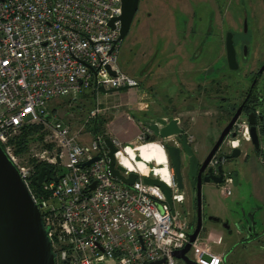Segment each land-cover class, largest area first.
I'll use <instances>...</instances> for the list:
<instances>
[{
	"label": "built area",
	"instance_id": "built-area-1",
	"mask_svg": "<svg viewBox=\"0 0 264 264\" xmlns=\"http://www.w3.org/2000/svg\"><path fill=\"white\" fill-rule=\"evenodd\" d=\"M121 12V0H0V145L33 202L41 205L57 264H186L173 252L185 247L194 228L181 210L184 195L173 174L167 185L170 206L160 188L143 182L156 176L122 167L126 145L112 140L114 168L122 167L124 178L135 174L131 185L110 172L102 135L85 145L62 121L45 119L47 105L56 98L76 100L87 89L101 95L100 89L139 88L116 66ZM100 111L93 109L91 117ZM26 123L45 127L55 143L57 153L43 152L39 158L56 182L35 186L36 172L17 164L11 141ZM237 127L249 140L247 125ZM262 168L264 173V161ZM231 183L227 179L221 190L230 194ZM185 256L195 264H224L199 238Z\"/></svg>",
	"mask_w": 264,
	"mask_h": 264
},
{
	"label": "rangeland",
	"instance_id": "rangeland-1",
	"mask_svg": "<svg viewBox=\"0 0 264 264\" xmlns=\"http://www.w3.org/2000/svg\"><path fill=\"white\" fill-rule=\"evenodd\" d=\"M191 13L194 18L190 17ZM244 21L247 23L245 34ZM228 32L233 33L234 42H243L248 47L245 61L239 57L241 50L236 49L239 68L233 72L222 65ZM263 63L264 0H140L129 32L116 51V66L135 78L139 88L110 96L87 89L76 100L53 99L46 109L50 121H62L85 145L98 133L113 140L109 129L115 125L122 133L119 142L126 145L125 151L134 153L143 149L141 144L158 141L139 139L144 137L139 120L145 114H161L162 105L169 110L170 102L176 101L175 96H178L180 102L185 101L179 104L174 116L190 126L196 143L206 137H210L212 143L229 119L217 106V100L221 97L238 100ZM258 82V88L264 91V72ZM209 95L219 97L208 98ZM97 107L101 111L93 118L91 111ZM131 121L135 124L133 130L127 128ZM28 126L37 129L24 137L27 131L23 130ZM242 143V152L256 160L251 146ZM11 144L17 164L31 173L44 164L39 158L43 152L49 155L58 152L48 130L35 123H26ZM146 151L145 158L153 166L152 171L156 167L160 179L165 176L169 183L163 150L155 147ZM258 160L254 162L255 173L264 192V173ZM247 161L248 157L246 160L239 157L231 163L238 174L239 185L231 187L229 197L223 196L216 186L201 188L202 216L228 220L230 226L227 229L218 223L205 222L198 238L208 243L214 253L223 256L225 264H264V243L243 240L231 224L234 219L244 217L255 203L252 186L246 179V172L251 171ZM139 166L143 167L141 163ZM183 195L181 210L189 214L187 220L191 224L194 222L190 197L187 192Z\"/></svg>",
	"mask_w": 264,
	"mask_h": 264
},
{
	"label": "water",
	"instance_id": "water-1",
	"mask_svg": "<svg viewBox=\"0 0 264 264\" xmlns=\"http://www.w3.org/2000/svg\"><path fill=\"white\" fill-rule=\"evenodd\" d=\"M140 0H121V15L116 19L119 21V37L118 42L122 41L129 32L133 19L138 11ZM109 26L114 29V20L109 22ZM246 28V21H244V29ZM232 33H227L225 38V53L226 61L230 70L237 69L236 52L233 44ZM264 72V64L258 71V74ZM114 75L112 71H109ZM79 84L81 82L79 81ZM128 87L121 89H112L110 91L101 90L102 94L114 93L128 90ZM243 105L240 106L232 116L229 123L223 129L218 141L215 143L210 151L208 157L201 163L198 162L192 148L187 139H181L180 147L188 157L189 172L188 178L197 179L196 187V224L193 232L188 236V243L180 250L173 252V256L177 259L183 260L186 264H195L190 261L185 255L190 250L191 244L198 238L202 229V197L201 188L203 184H220L222 182L221 174L222 167L218 166L217 173L214 175L211 168L206 169L209 160L218 150L224 137L230 132L234 123L241 117ZM260 115H256L254 111L246 113V121L249 126L250 141L256 152H260L261 143L264 146V109ZM144 125H147L151 130L155 131V135L160 138H169L177 136L182 133L178 129L177 121L171 120L166 123L162 119L145 120ZM234 137L235 134H232ZM104 145L108 149L107 156L109 158V169L112 175L119 177L122 181L131 185L136 179V175L131 173L127 178L122 177L119 171L123 168L117 166L114 168V153L116 149L113 141L109 138L104 139ZM171 161L173 172L176 178V186L179 191L184 188L183 176L181 173V155L179 148L163 147ZM240 150L234 149L227 157L228 159H236L240 156ZM262 158L264 154L262 153ZM97 158L86 162L82 166H89L95 162ZM150 167L152 165L150 164ZM233 186H238L239 182L232 174ZM47 180L57 181L58 178H51L50 169L41 167L39 173L31 179L35 186H40ZM143 182L148 185H153L164 193L168 204L171 206V192L167 185L155 178H144ZM33 202L24 182L15 165L10 161L0 145V264H57L55 256L52 251V245L48 237L49 229L44 226L39 208ZM209 221L220 223V219L209 217ZM152 264H163L159 261Z\"/></svg>",
	"mask_w": 264,
	"mask_h": 264
},
{
	"label": "flooded vegetation",
	"instance_id": "flooded-vegetation-1",
	"mask_svg": "<svg viewBox=\"0 0 264 264\" xmlns=\"http://www.w3.org/2000/svg\"><path fill=\"white\" fill-rule=\"evenodd\" d=\"M190 17L194 18V13H191ZM246 31H247V23H246V28L244 29V22H243V33L245 34ZM226 34H225V38H226ZM232 35H233V33H232ZM232 39H233L235 52H236L237 48L240 49L241 50V56L239 54V57H241L245 61L247 59V54H248L247 45L243 42H240V41L234 42V35H233ZM224 51H225V39H224ZM236 61L238 64L237 52H236ZM263 64L260 65V67L258 68L255 75L250 78V80L248 81L249 86L246 87V89L244 90L242 95L238 98V100L232 101L230 98H227V97H224V98L221 97L217 100L218 101L217 106H219L220 109H222L225 113L230 111L233 107L235 108L233 114L228 116L229 119H228L227 124L231 120L235 111L240 106L243 105V111H242L241 117L234 123V125L232 126V129L224 137V139H223L222 143L220 144L218 150L214 153V155L209 160L208 165L206 166V169H208V168L212 169L214 175H218L217 168H218V166H221L222 171H221V174H219V175L222 176V182L220 184H212V183L203 184L202 183V186H204V185L216 186L220 190L222 195L225 197H229L231 194V187L233 186L232 174H235V177L237 178V180L239 182L238 174L233 167L234 164H231V163L233 161H235L236 159H238L240 156L236 159H228L227 157L232 153V150H234V149H239L240 152L242 153V144H243L242 141L245 142L244 145L248 144L251 146L253 154L257 156V158L260 161V165L263 167V161H264V158H262V153L264 154L263 144L261 143V145H260V152H256L251 141H250V135H249V140L246 141L245 139L242 138L241 133L239 132V129L236 130V127L238 125H240L241 123H243V124L247 125L248 132H249V126H248V123H247L246 117H245L246 113L254 111L256 115H260L261 114L260 111L262 109H264L263 108L264 91H262V89L258 88V83H259L258 81H259V79L263 73L262 72L261 74H258V71L263 66ZM222 65L225 67L226 70L232 71V72L237 71L239 68V64H238L237 69H235V70L229 69V66H228L227 61H226V53H225V58H224ZM207 97L208 98H216L219 96L209 95ZM175 99H176V101L173 99V101H175V102H173V101L170 102L172 104V106L169 108V110L166 108V105H162L161 106V110H162L161 114H158V115H155L154 113L145 114L143 116V118L139 120V124L141 125V128L144 132V139L145 140H147V141H150L152 139L153 140H159V141H162L166 147H173V148H179L180 149L181 173L183 176V183H184V188L181 192H187V194L190 197V205H191V209H192V220H193L194 225H195L196 224L197 179L196 178L195 179L188 178V172H189L188 160L189 159L180 147L181 139L183 137H185L187 139V141H188L190 147L192 148L194 155L196 156L198 162L201 163L208 157L211 149L213 148L215 143L218 141L220 134L222 133L223 129L226 126L223 129H221V131L219 132L218 138L216 140H214L212 143L209 142L210 137H206V139H204V137H203L204 141L207 142L206 143L207 144V150L204 152V154H202L201 156H198V151L195 149L196 140H195L194 136L192 134H190V129H189L190 126L188 124L186 125L185 121H181V119L179 117L174 116L175 114L178 113L177 111L179 110V107H180L179 104L183 103L185 100H182V102H180L178 96H175ZM162 103H163V100L160 101V104H162ZM165 104H166V102H165ZM157 118L162 119L166 123H169V121H171V120H176L177 121L176 125L178 126V129H180L182 131V133L180 135L172 136V137L167 138V139H162V138L156 136L155 131L151 130L147 125H144L143 121H145V120L153 121ZM232 134H235V136L233 137ZM234 140L238 141V145L236 148L231 147V142H233ZM164 151H165V149H164ZM241 153H240V155H241ZM169 167H170L171 171H173L171 161L169 162ZM173 178H174V181L176 182L174 172H173ZM227 179H230L232 181L231 187L229 189L230 194H227L226 192H223L221 190V188L224 186L225 181ZM170 180H171V175H170ZM162 182H164L168 186L171 185V182L167 183L165 178L162 179ZM253 200L255 201L254 195H253ZM252 204L253 205H250L249 210L247 211V213H245L244 217L234 219L231 224L233 225V228H235V230L238 232V234L242 236L243 240H245V241L248 240V241H251V242L257 243V244H259L260 242L264 243V204L260 205L257 203V201H255V203L253 202ZM208 218H209L208 216H206V217L202 216V225L205 222H211L208 220ZM214 218H216V217H214ZM218 224H221L223 227H225L227 229H229V226H230V222L228 220L224 221V220L220 219V223H218ZM223 261H224V257H223ZM224 264H225V261H224Z\"/></svg>",
	"mask_w": 264,
	"mask_h": 264
},
{
	"label": "crops",
	"instance_id": "crops-1",
	"mask_svg": "<svg viewBox=\"0 0 264 264\" xmlns=\"http://www.w3.org/2000/svg\"><path fill=\"white\" fill-rule=\"evenodd\" d=\"M120 92H123V91H120ZM114 93H116V92H114ZM111 94H113V93H107V94L105 93V94H101V95H103V96L109 95L110 96ZM124 125L125 124L123 123V126ZM127 125H128V127H127L128 129H131V130L135 129V124L133 123V121H131V123H128ZM110 127L111 128L109 129V133L111 134L112 139L120 141L121 136H122V133H120L121 131L118 128H116L115 125L114 126L111 125ZM124 128H126V127H124ZM209 135H211V134H209ZM206 143L207 142H205V141H201V142H198L195 144V149L198 151V156H201L207 150V144ZM163 154H164V158L166 159L165 167H166V169L170 175L169 161H168V158L166 156V152L164 150H163ZM240 157L244 158L245 160L248 157L249 163H248V161H247V163L250 166L251 171H249V173L246 172V174H248L246 179L250 181V185L252 186V191H253L255 201H257L258 204L263 205L264 204V192L261 190L262 188L260 187V181L257 177V174L255 173L254 162L257 163V161H256L257 158H256V160L255 159H249V156L246 155L244 152L241 153ZM258 162L260 164L259 160H258ZM164 178H166V177L163 176L162 179H164ZM210 186L211 185H207V187H210Z\"/></svg>",
	"mask_w": 264,
	"mask_h": 264
},
{
	"label": "bare ground",
	"instance_id": "bare-ground-1",
	"mask_svg": "<svg viewBox=\"0 0 264 264\" xmlns=\"http://www.w3.org/2000/svg\"><path fill=\"white\" fill-rule=\"evenodd\" d=\"M237 145H238V141L232 142V147L236 148ZM141 146L143 147V149L141 151H136L134 153H131L129 151L124 150V152L128 155L127 156L128 158H124V163L122 164V167H124L130 171H137L138 173L142 174L143 176L152 175V176H156L158 179H160L158 173H156L157 172L156 167H155L154 171H152V169L149 167L150 164H149V161L146 160L145 154H147L146 149L154 150L155 147H157V148H161L162 150H164V148L158 142H149V143H145L144 145L141 144ZM166 156H167V154H166ZM167 158H168V156H167ZM139 163H141L143 165V167L139 166ZM169 170H170V175H171L170 182L172 184V172H171L170 167H169Z\"/></svg>",
	"mask_w": 264,
	"mask_h": 264
},
{
	"label": "trees",
	"instance_id": "trees-1",
	"mask_svg": "<svg viewBox=\"0 0 264 264\" xmlns=\"http://www.w3.org/2000/svg\"><path fill=\"white\" fill-rule=\"evenodd\" d=\"M85 92V91H84ZM234 110H235V108L233 107L230 111H228L226 114L228 115V116H230V115H232L233 114V112H234ZM46 116H45V119H47V120H49L50 119V116H48V110H47V113H44ZM96 128H97V126H96ZM32 129H34V130H36L37 129V127H34V126H32V127H26L23 131H27V132H24V137L25 136H27L28 134H30L29 133V131H31ZM96 133H98V132H96ZM98 134H100V133H98ZM100 135H102V134H100ZM104 138H107V136L106 135H102ZM25 141H26V139L24 138V143H25ZM23 143V142H22ZM169 161V160H168ZM40 168L41 167H37V169H36V174H38L39 173V170H40ZM51 170V174L53 175V170L52 169H50ZM33 189L34 190H37V188L36 187H33ZM191 226L194 228V223H191Z\"/></svg>",
	"mask_w": 264,
	"mask_h": 264
}]
</instances>
